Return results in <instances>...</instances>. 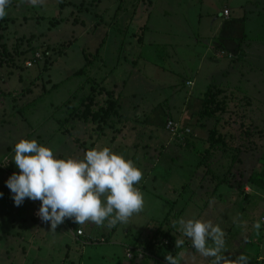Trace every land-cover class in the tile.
<instances>
[{
    "label": "rangeland",
    "instance_id": "obj_1",
    "mask_svg": "<svg viewBox=\"0 0 264 264\" xmlns=\"http://www.w3.org/2000/svg\"><path fill=\"white\" fill-rule=\"evenodd\" d=\"M225 4L44 0L32 6L24 0L8 6L0 24V264H130L135 239H146L167 215L170 222L164 227L181 218L211 220L226 233L223 254L234 259L243 253L248 264H264L259 259L264 246L261 251L257 241L264 236V186L247 183L254 170L264 167V67L257 65V56L238 59L235 50L216 47L217 31L209 38L197 36V13L217 14ZM257 40L264 38H246L245 48L264 43ZM211 84L248 94L252 101L245 106L253 119L251 135L238 122L224 124L225 118L218 125L224 134L233 132L236 141L251 138L240 162L232 164V154L208 156L211 165L203 160L214 119H198L197 95ZM75 91L71 106L79 112L71 115L64 102ZM90 94L93 110H105L113 102L116 109L101 118L80 117L85 108L79 100ZM169 118L183 129L190 127L183 140L178 138L181 142L167 128ZM22 138L51 146L58 158H83L97 144L123 153L143 170L137 185L144 194L143 210L111 228L107 222L103 227L80 225L83 236L68 226L72 218L51 231V223L34 214L39 200L26 198L16 206L7 186L20 171L14 155ZM179 229L175 223L181 237ZM89 237L97 243L85 245ZM184 238L178 251L184 253L181 264H211L214 258L201 256ZM167 253L171 249L164 247L160 256Z\"/></svg>",
    "mask_w": 264,
    "mask_h": 264
},
{
    "label": "clouds",
    "instance_id": "obj_2",
    "mask_svg": "<svg viewBox=\"0 0 264 264\" xmlns=\"http://www.w3.org/2000/svg\"><path fill=\"white\" fill-rule=\"evenodd\" d=\"M25 2L38 6L44 0ZM10 4L11 0H0V19L7 15ZM14 163L20 171L9 177L7 186L15 205L20 206L26 198L41 201L37 215L51 223L53 232L66 218L74 219L78 225L91 222L103 227L107 222L111 228L117 223L127 224L143 210L144 194L137 187L143 170L109 146L97 144L83 158H58L51 146L35 138H22L15 145ZM175 223L182 235L191 239L196 252L214 258L211 264H248L249 257L243 253L234 259L223 254L227 251L226 233L211 220L181 218ZM254 227L259 231L260 221ZM175 245L181 248L184 239L176 238ZM182 260L183 252L166 254L168 264H181Z\"/></svg>",
    "mask_w": 264,
    "mask_h": 264
},
{
    "label": "trees",
    "instance_id": "obj_3",
    "mask_svg": "<svg viewBox=\"0 0 264 264\" xmlns=\"http://www.w3.org/2000/svg\"><path fill=\"white\" fill-rule=\"evenodd\" d=\"M24 0H11V4H18L23 2ZM10 18L7 17V19ZM3 19V18H2ZM0 19V24L1 20ZM242 45V42L239 40L237 41V44L234 48V50L237 52L238 49H240ZM100 49V48H99ZM8 54V49L5 47V56ZM86 57H88L86 55ZM38 58L35 57L33 61H37ZM6 63V60H5ZM8 63V62H7ZM88 64H85L83 67L79 68L74 74H77L83 70L86 69ZM78 91V90H77ZM75 91L65 102L64 104L68 105V108L70 111L71 115H74L79 112V108H76V106L72 107L71 104L72 98L76 97L77 94ZM198 103V119H205L206 121H209L208 119H214L213 120V126L210 128L208 137L206 138V142L208 144L207 149H205L204 152V158L203 160L209 162V165L212 164V160L209 161L207 159L208 156H216L220 155L225 156V155H233L232 157V164L238 160L239 162L242 161L241 154L245 153L243 151L244 147H246V139L249 141H252L250 137L246 138L242 137L240 138L239 141H236L234 139V134L233 132H226L225 134L222 133L218 127L219 123L222 122L223 118L226 120L223 122L224 124L227 123H239L240 126L243 128L246 127V130H244V133L246 135H251L253 133V130L250 128L251 126L254 127L253 125V119L252 116L249 112L246 111L245 106H250L252 103L251 99H249V95L244 94V95H239L236 91H233L230 89L228 86H221L218 84H211L209 85L208 89L205 91H202L200 94L197 95ZM238 98V99H237ZM90 99H92V95H88L86 97H83L82 99L79 100L80 105L84 108L85 110H81L82 112L80 113V117H105L111 113L112 110L116 109V102H113L108 106L105 110H98L95 111L91 108ZM241 99H245L247 104H243L242 102H238ZM251 101V102H250ZM113 106V107H112ZM71 108V109H70ZM103 111L102 114L99 112ZM91 115V116H89ZM211 121V120H210ZM177 138V137H176ZM178 139V138H177ZM176 139V140H177ZM179 140V139H178ZM180 141V140H179ZM181 142V141H180ZM187 145V144H186ZM191 145V143L189 144ZM237 152L236 154H234ZM208 164V163H207ZM209 170H211V166L208 167ZM212 171V170H211ZM214 173V171H212ZM232 178V176H231ZM230 178V179H231ZM225 181L228 180V178L224 177L223 178ZM251 183L254 187H263L264 186V167L261 170H254L253 173L250 175L248 178V182ZM243 184H240L239 187L241 188ZM246 194V193H244ZM38 203L41 205V201H38ZM164 221L162 222V225H164L165 222H170L169 215L167 218H165ZM162 225H159L156 227V230L152 232H149L147 234V238L144 239L143 237H139L135 239L133 242L129 252L135 254V256L138 255H145L144 252L148 251H153L154 252H159L161 251L164 247H169L173 248L175 246V241H176V236L171 233L170 229H164ZM68 226L73 227L76 231L79 228L80 225H78L74 219H72ZM83 231V229H82ZM78 236H82L81 234H77ZM127 250V251H128Z\"/></svg>",
    "mask_w": 264,
    "mask_h": 264
},
{
    "label": "crops",
    "instance_id": "obj_4",
    "mask_svg": "<svg viewBox=\"0 0 264 264\" xmlns=\"http://www.w3.org/2000/svg\"><path fill=\"white\" fill-rule=\"evenodd\" d=\"M224 9L229 10L228 17L222 16L223 14L222 12ZM223 10H220L217 14H213L210 11H205V13L200 11L199 13H197L196 15L198 19L197 36L200 37V39L201 38L205 39V38H209V36L213 32L215 33L217 31V34H216L217 38H214L213 40L216 47L234 50L237 44V41L240 40L242 42V45L240 49H238L237 51L239 53L237 57L238 59L239 58L242 59V57L244 58L246 54H249V55H253L254 57L257 56L261 58L262 60H264V43L263 44L258 43V42H264V41L257 40L258 46L255 45V47L252 49L245 48V45H244L245 39L250 36L254 38H264V0H226V4L224 5ZM219 17L223 18L222 22H219L220 20ZM202 36H205V38H203ZM253 50L256 52V54L249 53V52H253ZM261 59L257 60L255 58V60L258 62L257 65L264 67V62L263 61L261 62ZM196 94H197V91L195 89V95ZM204 142L207 144L206 141ZM40 206L41 205L38 204L37 207H40ZM173 224H171V226L169 225L168 227H164L165 224L164 225L160 224V225H162L164 229H170L171 233L174 234L176 238H182L184 239V242H187L186 238H184L183 236L179 237L177 235L178 232L176 233L174 231ZM84 234L85 233L81 235L83 236ZM260 237L263 239H260ZM257 239H258L257 241L259 243V246L261 247V251H262L263 246H264V236L260 234ZM102 241L104 243L107 242V238L105 237V240H102ZM210 241L211 240H209V242ZM83 243L88 246L90 244H96L97 241L96 239L94 240L93 237H89L85 239ZM170 249L174 256L179 251V249L175 250L176 245ZM154 251L155 250L150 252L147 250V252H144L145 255L141 254V255L135 256V254H133V257L131 258L129 257V263L130 264H157V261H160L162 264H168V262L166 261V257L162 258L160 256V252L162 250L159 252H154ZM259 259L264 260V254L262 255L260 253Z\"/></svg>",
    "mask_w": 264,
    "mask_h": 264
},
{
    "label": "built area",
    "instance_id": "obj_5",
    "mask_svg": "<svg viewBox=\"0 0 264 264\" xmlns=\"http://www.w3.org/2000/svg\"><path fill=\"white\" fill-rule=\"evenodd\" d=\"M223 15L225 17H228L229 16V10L228 9H224L223 11ZM225 51L223 49H220L219 50V55H223ZM38 58V57H37ZM35 61H28L27 62V65L28 66H32L33 63ZM167 128L169 129V131L175 135L177 138L179 139H182L183 140V137L186 135V133H190L191 130H190V127H186L185 129L181 128L178 123H176V121H174L173 119H168V124H167ZM39 208L38 207L36 210H34V214H36V217L39 218V220H41V218L37 215L38 211H39ZM77 234H83V231L82 229H78L76 231Z\"/></svg>",
    "mask_w": 264,
    "mask_h": 264
}]
</instances>
